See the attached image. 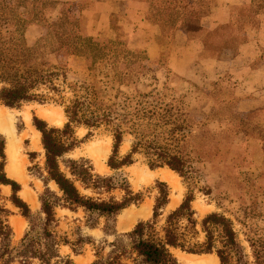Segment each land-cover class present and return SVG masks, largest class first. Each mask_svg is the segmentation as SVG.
<instances>
[{"label": "trees", "instance_id": "1", "mask_svg": "<svg viewBox=\"0 0 264 264\" xmlns=\"http://www.w3.org/2000/svg\"><path fill=\"white\" fill-rule=\"evenodd\" d=\"M16 1L20 6L25 0ZM30 3V20L40 23L44 32L33 46H27L20 29L26 23L21 17L15 21L18 28L14 32H0V105L17 108L25 102L51 100L62 106L66 120L61 127H53L32 117L43 150L42 166L34 163L28 167L37 173L44 185L38 194L36 213H32L18 196L19 184L4 172V139L0 135V186L9 188L8 196L0 195V264H74L68 255L59 253L60 245L75 250L67 237L56 230V207L97 213L105 219L104 234H112L108 222L113 216L130 204L139 203L143 197L141 191H132L121 172L136 161L137 155L149 169L165 166L178 174L185 184L182 199L173 209L164 212L169 187L164 181L155 180L156 193L150 217L138 220L128 231L113 233L112 240L103 239L94 245V259L89 264H181L172 249L193 254L213 253L218 264H264V227L248 228L243 233V244L230 218L219 212H209L197 219L191 208L194 189L208 193V188L193 167L190 154L198 156L206 146L210 130L203 123H193L182 102L173 97L154 96L151 92L133 91L128 95L120 92V87L132 85L129 79H117L123 75L119 71L123 62L115 60V48L121 44L119 39L123 41L122 34L105 41L82 35L77 19L68 13V8H61L49 19L43 10L57 2L31 0ZM178 11L163 12L154 19L166 27L183 24L186 20L176 14ZM258 13L264 14V0H251L249 8L235 10V17L246 21ZM111 22L121 28L118 17H113ZM0 24H7L6 19L0 17ZM168 38L165 36L164 42ZM39 48H46L48 52L64 49L70 55L82 57L90 71L103 62L115 79H105L98 84L85 80L66 83L61 67L47 62L36 63L34 59L31 64L26 62V56L32 53L35 57ZM142 54L146 61L150 60L144 51ZM64 87L70 93L66 98ZM77 127L85 129L80 138L75 135ZM100 129L108 132L111 139L105 163L114 172L112 175L96 173L84 157L66 156ZM125 135L130 136L129 147L120 154ZM33 155L29 152L28 158L31 160ZM50 181L56 190L46 186ZM76 183L96 196L80 193ZM113 190L120 192L118 198L99 196ZM6 202L27 222V228L16 242L8 222L11 211ZM249 216H253L252 212ZM88 240L80 237L78 242ZM105 246L108 249L104 252Z\"/></svg>", "mask_w": 264, "mask_h": 264}, {"label": "rangeland", "instance_id": "2", "mask_svg": "<svg viewBox=\"0 0 264 264\" xmlns=\"http://www.w3.org/2000/svg\"><path fill=\"white\" fill-rule=\"evenodd\" d=\"M30 1L25 0L22 5L17 6L16 0H0V17L7 21L4 26L0 24V32L2 34L14 32L18 28L15 21L19 17L23 18L26 25L20 29L24 34L27 46H33L44 32L40 23L30 20L32 14ZM51 6L52 4L43 10L44 16L49 19H53L58 11H61V8L64 10L69 8L70 4H68L69 7L60 3ZM68 13L71 15L70 11ZM116 20L117 18H114L113 22ZM194 22L193 19L192 24ZM114 27L119 29L116 35H121L120 28L116 25ZM165 27L159 37V42H164L165 36H170L169 27L167 26L166 30ZM107 39L114 38L98 40L105 41ZM119 40L121 44L115 48L117 54L115 60L117 63L123 62L119 70L123 75L117 79H129L132 84L129 88L120 87V92L125 95L133 91L151 92L154 96L173 97L182 102L193 123L196 125L203 123L210 130L206 146L198 153V156L190 154L193 167L197 169L202 183L208 188V193L194 189L191 208L195 212V217L200 219L209 212L222 213L231 219L234 230L241 241L244 237L243 233L248 228L264 227V109L247 113L237 112L234 108L233 95L230 93L226 96L227 92H232L229 79H222L220 83H212L210 87L200 83H188L182 77H178L166 69L165 53L160 54L154 60L146 61L143 58L142 50L131 51L125 47L124 41ZM33 59L36 63L47 62L61 67L66 83L85 80L98 84L99 81L103 82L105 79H115L112 77L111 70L103 62L96 64L95 68L90 71L82 57L70 55L64 49L48 52L46 48H39L35 57L29 53L25 58L29 64L33 62ZM60 78L58 77V79ZM64 89L63 96L66 98L70 93L69 89L66 87ZM41 110L52 112L58 115L61 120L58 123H51L40 114ZM33 116L53 127H61L66 120L62 106L51 100L44 103L25 102L17 108L0 105V135L4 139L5 149L4 172L8 178L19 184L18 196L26 202L32 213H36L39 209L38 194L44 189V185L37 173L33 169L29 170L28 167L34 163L39 167L42 166L43 150L40 144V133L38 137L37 130L32 124ZM84 132L83 127L75 129V135L78 138ZM129 140L130 136L125 135L119 148L120 154L128 150ZM10 143L13 145L12 152L16 159L13 158L12 167L9 156ZM110 144L111 139L108 132L100 129L66 156L70 158L84 157L90 161L96 173L112 175L114 172L105 163L110 151ZM191 144L194 146V143L191 142ZM29 152L34 153L31 160L28 158ZM97 159H99L98 162ZM162 169L169 168L163 166L149 169L142 163L140 155L136 156V161L133 164L122 168L121 172L132 191H141L143 197L139 203L130 204L113 216L112 220L108 222L112 234H104L102 227L105 219L97 213L85 212L81 208L70 210L56 207L55 215L58 219L56 230L58 234L67 237L75 250L73 252L70 246L60 245L59 253L68 255L74 264H89L94 259V245L103 239L110 241L113 238V233L128 231L138 220L150 217L156 193L155 180L164 181L169 187L168 202L163 211L166 212L177 206L185 192V184L178 174L169 169L174 173L177 181L176 186H172L162 179L160 175ZM200 184L201 182L198 183V185ZM46 186L50 190H56L51 181ZM76 186L80 193L96 196L95 193L83 189L77 183ZM8 194V186H0V195L6 197ZM99 196L104 199L110 196L118 198L120 192L113 190ZM6 206L11 211L8 222L13 231V241L16 242L27 228V222L8 202H6ZM249 212H252V217L249 216ZM13 221H16L20 227L17 232L14 229ZM80 237L89 240L78 242ZM242 243L244 244L243 241ZM107 249L105 246L104 252ZM172 253L181 264H188L180 257L182 255L204 257L208 259V264H218L213 253L193 254L179 249H172Z\"/></svg>", "mask_w": 264, "mask_h": 264}, {"label": "crops", "instance_id": "3", "mask_svg": "<svg viewBox=\"0 0 264 264\" xmlns=\"http://www.w3.org/2000/svg\"><path fill=\"white\" fill-rule=\"evenodd\" d=\"M53 1L70 4L82 35L114 38L119 29L111 19L118 17L127 49L142 50L150 60L165 53L166 69L188 83L210 87L229 79L237 112L264 109V14L235 17L251 0ZM171 10L186 21L170 26L168 40L159 42L165 26L154 18Z\"/></svg>", "mask_w": 264, "mask_h": 264}, {"label": "bare ground", "instance_id": "4", "mask_svg": "<svg viewBox=\"0 0 264 264\" xmlns=\"http://www.w3.org/2000/svg\"><path fill=\"white\" fill-rule=\"evenodd\" d=\"M40 114L42 116H44L45 118H47L51 123H58V121L61 120V118L52 113V112H48L45 110H41ZM38 133V137H39V132ZM40 138V137H39ZM39 144V143H38ZM13 150V145L10 143L9 144V156L11 158V164L10 166H13V158H14V152H12ZM15 151V150H14ZM17 155V154H16ZM15 159V158H14ZM16 160V159H15ZM99 159H97L98 162ZM18 161V160H17ZM16 162V161H15ZM160 175L162 177L163 180H166L167 182H169L172 186H176V176L174 175V173L172 171H170L169 169H162L160 171ZM30 197V196H29ZM30 199V198H29ZM32 201V200H31ZM13 225H14V229L17 232V230L20 228L18 227V223L16 221H13ZM184 261H186L188 264H208V259L204 258V257H192V256H187V255H182L180 256ZM217 260V257H215ZM208 261V262H207ZM211 263V262H210Z\"/></svg>", "mask_w": 264, "mask_h": 264}]
</instances>
